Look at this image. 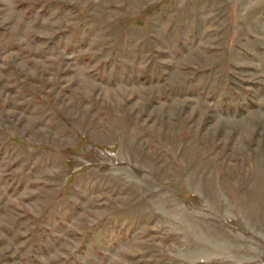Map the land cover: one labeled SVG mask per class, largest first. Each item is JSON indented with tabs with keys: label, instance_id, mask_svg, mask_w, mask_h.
Listing matches in <instances>:
<instances>
[{
	"label": "rangeland",
	"instance_id": "rangeland-1",
	"mask_svg": "<svg viewBox=\"0 0 264 264\" xmlns=\"http://www.w3.org/2000/svg\"><path fill=\"white\" fill-rule=\"evenodd\" d=\"M0 264H264V0H0Z\"/></svg>",
	"mask_w": 264,
	"mask_h": 264
}]
</instances>
